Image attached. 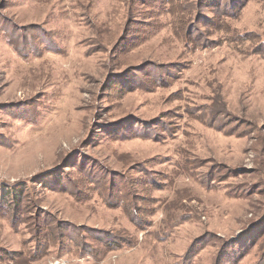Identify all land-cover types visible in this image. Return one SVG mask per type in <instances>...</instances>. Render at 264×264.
Segmentation results:
<instances>
[{
	"label": "rangeland",
	"instance_id": "obj_1",
	"mask_svg": "<svg viewBox=\"0 0 264 264\" xmlns=\"http://www.w3.org/2000/svg\"><path fill=\"white\" fill-rule=\"evenodd\" d=\"M0 264H264V0H0Z\"/></svg>",
	"mask_w": 264,
	"mask_h": 264
}]
</instances>
